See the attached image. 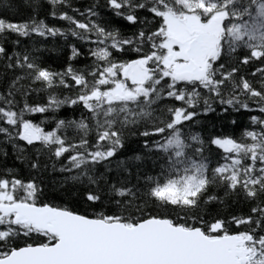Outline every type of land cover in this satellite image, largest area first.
<instances>
[{
  "label": "snow or ice",
  "instance_id": "obj_1",
  "mask_svg": "<svg viewBox=\"0 0 264 264\" xmlns=\"http://www.w3.org/2000/svg\"><path fill=\"white\" fill-rule=\"evenodd\" d=\"M47 3L67 28L35 15L0 18V134L32 170L41 169L44 152L63 157L59 171L71 185L56 203L35 179L3 169L0 264H264V0H104L83 11L71 0ZM33 35H70L88 47L69 44V62L56 71L41 62L40 49L21 47L19 38ZM81 56L90 63L73 67ZM250 64L259 65L249 73L259 74L258 87L242 73ZM40 93L43 102H29ZM201 98L204 113L214 111L210 99L224 112L259 113L239 139L209 135L225 160L215 166L204 157V138L185 131ZM61 109L71 115L59 117ZM48 122L54 126L46 131ZM68 129L82 134L78 143ZM129 136L164 161L139 187L116 159ZM229 198L247 212L213 214L211 206L226 207Z\"/></svg>",
  "mask_w": 264,
  "mask_h": 264
},
{
  "label": "trees",
  "instance_id": "obj_2",
  "mask_svg": "<svg viewBox=\"0 0 264 264\" xmlns=\"http://www.w3.org/2000/svg\"><path fill=\"white\" fill-rule=\"evenodd\" d=\"M71 3L73 7L79 8L81 11H83L93 3L103 5L104 0H71ZM5 5H7V7H5ZM51 11L52 9L48 5L47 0H39V8L35 13L33 12L32 8V0H0V18L10 20L12 22H23L35 15L37 19L44 20V22L50 26L60 27L62 29L67 28L68 24L66 21L54 19L49 15ZM101 12L103 15H107L109 10L104 8L101 9ZM15 38L16 37L14 35L8 36L9 40ZM19 39L21 41L22 48L40 49V52L37 54L40 56L41 62L56 71L62 70L63 67L69 62V44L75 45L81 49H86L88 47L70 35L66 38H61L59 36L55 38L49 37L46 40L35 35H33L31 38L21 37ZM8 47L11 48V45L9 44ZM71 63L75 68H82L86 63H90V60L85 56H81L79 58L73 59ZM257 66L259 65L250 64L249 66H245L242 68V73L246 79H249L254 84V86L258 87L259 85L257 83V79L259 74H257L256 77L249 75V73L253 72ZM3 87V83L0 82V90H2ZM239 98L241 100L246 99L243 95H241ZM43 99V93L38 95L33 94L29 97V102L34 100L43 102ZM209 102L214 111L204 113L203 99L201 98L196 109L199 115L195 118L194 122H185V131L190 133H199L201 137L204 138V157L208 158V160L211 162V166H215L217 162L225 163V160L221 158L223 155L222 149H218L216 146L207 143L209 135L225 133L231 135L233 138L239 139L241 133L246 128L248 130L255 129L256 126L251 124L249 116L259 115V113L257 111L248 113L243 109L240 110V112H232L231 109H228L227 112H224L223 108H226L227 106H221L218 101H213L211 99ZM247 102L250 104V107L253 106L251 101ZM165 103L170 107L180 106L181 104V102H174L171 100H168ZM66 115H71V113L66 109H61V111L58 113V116L61 118ZM156 115H159V113H156ZM77 116H79V113H77ZM164 118L167 117L165 116ZM233 120H235V124L231 122ZM34 122L38 123L39 118H37ZM0 126H4L2 121H0ZM52 126L54 125H52L51 122L43 125L46 131L50 130V127ZM95 134L96 133L94 129L89 131L87 135L89 146L92 145ZM80 135L82 134L75 129H68L66 131L67 138L74 143H78ZM18 144L22 145L23 142H18ZM125 144V148L120 151L116 159H124L126 161V166L132 174L130 180L133 185H136L137 187L146 185L148 183L146 177H156L161 173V169L164 166V161L155 155L145 153L141 146L140 137L129 136ZM0 149H3L8 153L7 157L0 155V175L3 174V169L5 167L15 169V173L18 178L23 180L35 179L38 183H40L41 187L44 189L46 199L52 200L56 203H61L63 200L67 199L64 194V189L69 188L71 181L65 182V177L68 175V173H62L59 171L64 162L63 157L58 160L54 157H51L47 152L42 153L39 157L42 167L39 171H36L32 170L26 163L16 159L15 155L13 154L11 144L4 142L3 134H0ZM135 154H141L144 158L140 161L129 159ZM28 156L30 159H35L36 154L34 150H29ZM44 165H46V167H44ZM110 167L115 169L116 166L113 163ZM103 171V167L97 168V174ZM117 174V171H113L107 175L111 178L117 176ZM124 175L125 174L122 171L119 172V176L123 177ZM217 193L219 195H223V192L220 190H217ZM236 199L238 200L239 198L237 197ZM247 210L248 205L246 203L232 204L231 198H229V203L226 207L218 209L215 205L211 206V211L213 214H216L217 211H219V213L224 216H227L230 213L239 214L242 212H247Z\"/></svg>",
  "mask_w": 264,
  "mask_h": 264
}]
</instances>
